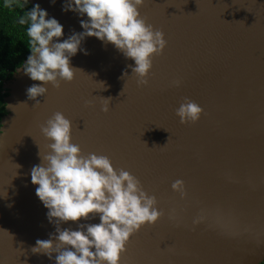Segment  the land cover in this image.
<instances>
[{"label":"water","instance_id":"95a60500","mask_svg":"<svg viewBox=\"0 0 264 264\" xmlns=\"http://www.w3.org/2000/svg\"><path fill=\"white\" fill-rule=\"evenodd\" d=\"M28 2L63 25L58 39L82 31L79 19L86 17L62 12L63 0ZM138 11L166 41L152 58L147 84L137 85L131 59L95 37L82 41L86 54L78 50L70 58L73 80L46 84L38 105L26 89L42 82L18 70L22 65L4 83L0 264H55V252L49 259L32 251L56 225L30 171L50 151L40 127L57 111L71 122L70 142L82 154L107 156L163 211L130 236L120 264L264 260V0H144ZM185 97L203 109L194 123H181L175 113ZM177 179L184 182L183 197L171 188ZM98 222L96 216L59 226Z\"/></svg>","mask_w":264,"mask_h":264},{"label":"clouds","instance_id":"9594fccd","mask_svg":"<svg viewBox=\"0 0 264 264\" xmlns=\"http://www.w3.org/2000/svg\"><path fill=\"white\" fill-rule=\"evenodd\" d=\"M143 3L144 0H63L62 12L86 17L79 19L82 31L72 30L63 40L58 39L64 35L63 25L39 4L26 10L18 23L27 25L29 55L18 70L22 69L32 81L42 82L31 84L26 89L27 97L38 105L37 98L47 92L46 84L59 87L61 81L73 80L76 68L70 65V58L78 50L86 54L81 47L86 37L111 43L134 62L128 67L136 75L137 85L147 84L145 78L152 58L162 52L166 41L162 31L154 30L140 16L138 8ZM122 75L128 76L126 72ZM174 83L179 85L180 81ZM103 99L101 110L106 112L111 97ZM202 111L195 101L185 97L175 113L181 123H194ZM40 131L51 141L50 151L31 168L30 179L37 186L36 196L47 209L48 221L56 228L49 239L36 240L33 253H44L51 259L55 252V264H120L129 237L145 223L151 225L163 215L156 207V197L146 193L128 171L114 170L107 156L82 154L79 145L70 142L71 122L61 112H54ZM171 188L181 197L186 195L180 179ZM96 216L98 223L77 224L75 229L59 226ZM200 219L197 217L193 223Z\"/></svg>","mask_w":264,"mask_h":264},{"label":"trees","instance_id":"16d2710c","mask_svg":"<svg viewBox=\"0 0 264 264\" xmlns=\"http://www.w3.org/2000/svg\"><path fill=\"white\" fill-rule=\"evenodd\" d=\"M31 7L26 0H0V119L6 113L3 99L7 91L3 85L29 55L27 25H20L18 19Z\"/></svg>","mask_w":264,"mask_h":264},{"label":"snow or ice","instance_id":"6c2138e0","mask_svg":"<svg viewBox=\"0 0 264 264\" xmlns=\"http://www.w3.org/2000/svg\"><path fill=\"white\" fill-rule=\"evenodd\" d=\"M129 239H130V237H129ZM124 252H126V245H125V251Z\"/></svg>","mask_w":264,"mask_h":264}]
</instances>
